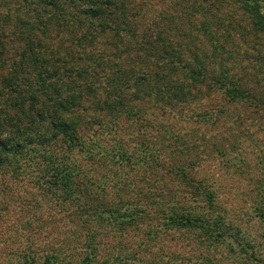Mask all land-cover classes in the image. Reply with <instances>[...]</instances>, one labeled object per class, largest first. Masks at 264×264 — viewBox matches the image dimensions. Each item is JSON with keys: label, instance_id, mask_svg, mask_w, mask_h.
Segmentation results:
<instances>
[{"label": "trees", "instance_id": "obj_1", "mask_svg": "<svg viewBox=\"0 0 264 264\" xmlns=\"http://www.w3.org/2000/svg\"><path fill=\"white\" fill-rule=\"evenodd\" d=\"M17 1L26 8L23 12L15 16L10 9L6 13L0 11V33L3 30L11 40L18 42L17 55L7 62L6 45L0 34V171L15 180L31 178L37 184L38 193L52 201L71 206L75 200L87 199L95 207L96 217L92 219L96 223H106L120 231L139 227L141 219L153 215L154 211L151 210L152 215L149 211L151 205L156 207L158 203L157 194L152 191L145 204L140 197L137 200L128 198L126 205L91 201L94 197L83 180L89 168L83 159L90 160L91 156L102 153L118 167L133 160L123 143L116 139L109 149L104 140L97 141V138L91 142L82 136L80 125L86 98H92L93 108L103 114L102 119H93V122L100 126L106 124L108 128L113 126L115 131L126 130L132 120L146 113L144 105L138 103L140 98L161 96L162 109L174 108L180 102L190 105L191 100L199 99L197 102H204V108L193 115L205 120L216 118L214 111L225 114L231 104H247L256 112H264V93L249 84V87L243 86L242 76L231 73V65L223 59L221 49L224 45L212 30L209 18L196 26L191 25L189 19L198 16L200 9L191 6L189 0H169L171 5L164 3L163 10L152 9L145 26L140 20L145 3H150L148 0ZM238 2L249 14L254 31L264 33V0ZM53 33L58 37L62 33L78 39V46L88 52L90 46H97L103 40V49L89 55L83 62L85 68L74 64L69 67L53 50ZM208 48H213L214 57L220 55V61L213 67L206 61L210 56ZM76 76L99 79L101 91L92 95L95 83L80 85L74 79ZM84 86L87 87L84 89ZM213 101H216V108L211 109L206 103ZM55 142L61 145L53 147ZM78 149L81 152H77ZM146 151L150 153L149 147ZM259 159L263 168L258 172H253L243 158L234 166L248 168L249 182L255 184L245 192L248 196L255 194L252 207L248 208L251 215L246 216L262 229L258 235L262 239L263 152L259 153ZM197 166L199 162L191 160L187 169L185 166L176 168L187 178L184 181L189 190L186 204H183L186 207L180 206L178 200L176 203L181 209L174 207V202L169 210L161 213L156 210L160 221L152 222L153 218L148 221L149 237L146 239L152 241L159 236L157 225H163L167 231L190 229L194 234L199 232L197 237L203 243L226 245L239 264H264V250L260 249L263 244L256 246V239L246 232V222L229 216L223 206L216 209L215 186L213 182L195 179ZM82 243L87 253H79L75 262L98 264L99 244L94 236ZM144 244L150 247L145 241ZM72 256L73 253H61V256L51 253L41 260L25 253L19 264H74L70 260ZM138 256L139 252L128 253L120 248L113 259L104 263L123 264L139 259ZM204 258L207 263L212 262L208 256Z\"/></svg>", "mask_w": 264, "mask_h": 264}, {"label": "rangeland", "instance_id": "obj_2", "mask_svg": "<svg viewBox=\"0 0 264 264\" xmlns=\"http://www.w3.org/2000/svg\"><path fill=\"white\" fill-rule=\"evenodd\" d=\"M148 1L150 3H145L140 20L143 26L148 23L152 9L160 11L164 3L171 5L169 0ZM189 1L191 6L200 9L199 15H194L191 20L187 16L191 25L196 26L208 17L212 30L220 37V44L224 45L221 51L226 64L232 67L231 73L242 76L243 86L251 85L259 93H264V33L254 31L250 16L241 3L238 0ZM8 9L16 16L26 8L17 0H0V11L6 13ZM1 33L6 45L4 56L7 62H11L17 55L18 42L11 40L3 30ZM53 39V50L57 51L58 59L61 57L60 61L67 62L69 67L74 64L85 68L83 62L90 54H98L104 45L100 40L97 46H90L88 52L78 46V39L68 38L62 33L59 37L54 34ZM211 49L208 48L210 56L205 59L213 67L220 61V55L214 57ZM76 77L74 79L80 85L95 83L92 95L101 91L99 79ZM159 98H140L138 103L144 105L146 113L132 120L126 130L118 131L113 126L108 128L106 124L100 126L93 122V119H102L103 114L93 108L95 101L92 98H86L80 125L82 136L88 141L104 140L109 149L114 139L122 142L133 160L118 167L102 153L91 156L90 160L83 159L89 168L83 180L94 197L91 201L122 202L126 205L128 198L137 200L140 197L145 204L148 203V193L154 192L158 204L156 207L151 205L149 209L150 213L154 211L153 215L151 213V217L141 219L139 227H126L120 231L106 223H96L92 219L95 207L87 199L75 200L71 206L52 201L45 194L38 193L37 184L31 178L15 180L0 171V264H19L25 253L41 260L51 253L60 256L61 253H73L70 260L78 264L75 261L80 257L79 253H87L82 242L86 243L90 236H94L99 244L98 264H112L104 261L113 259L120 248L128 253L139 252V259L123 264H239L226 245L203 243L197 237L199 232L194 234L190 229L167 231L163 225H157L159 236L152 241L146 239L149 237L148 221L152 218V222L160 221L156 210L159 209L160 213L169 210L174 202V207L178 209L186 207L183 204H186L189 190L187 181H184L187 178L176 168L185 166L187 169L191 160L199 162L195 179L213 182L218 195L216 209L223 206L229 216L246 222L248 229H244L256 239V246L260 243L264 246V238L258 237L262 229L246 216L251 215L248 208L252 207L255 194L248 196L245 192H249L255 184L249 182L248 168L244 170L234 166L243 158L253 172L263 168L259 153H264V112H256L247 104H231L225 114L214 111L216 118L205 120L193 115L204 108V102H197L199 99L195 102L191 100L190 105L180 102L174 108L162 109L164 107L160 108ZM215 103L206 104L212 109L216 108ZM53 144V147L61 145L60 142ZM147 147L150 153L145 152ZM178 200L180 206L176 203ZM77 241L79 244H76ZM144 241L150 247H145ZM263 246L260 249L264 250ZM204 256L211 258L212 262L207 263Z\"/></svg>", "mask_w": 264, "mask_h": 264}]
</instances>
